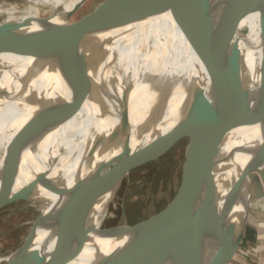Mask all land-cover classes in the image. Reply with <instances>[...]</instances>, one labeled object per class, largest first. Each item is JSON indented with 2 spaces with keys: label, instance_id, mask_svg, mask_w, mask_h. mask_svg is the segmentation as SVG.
Wrapping results in <instances>:
<instances>
[{
  "label": "water",
  "instance_id": "95a60500",
  "mask_svg": "<svg viewBox=\"0 0 264 264\" xmlns=\"http://www.w3.org/2000/svg\"><path fill=\"white\" fill-rule=\"evenodd\" d=\"M166 14L172 17L192 51L197 63L194 68L201 79L195 85L196 94L189 108L173 128L155 134L103 177L66 187L46 174L36 175L28 184L44 187L62 202L52 213L41 214L23 246L2 262L75 264L81 261L91 238L112 242L107 251L96 254L92 264H230L235 258L247 230L250 205L264 197V108L258 123L252 110L255 103L264 101V0H250L241 6H235L233 0L217 4L209 0H119L110 13L104 15L98 10L62 30H40L14 37L12 32L26 25H6L0 27V59L33 57L39 60L40 67L54 65L61 78L86 74L95 61L108 53L107 46L114 41L109 38V42L86 52L92 38ZM252 16L258 18L263 48L257 92L248 87L240 43L246 32L241 24ZM4 32L10 34L5 36ZM21 39H34L35 44L25 49ZM28 125L17 132L22 143L0 168V209L13 202L29 201L26 196H12L24 155L60 125V119L43 108L30 116ZM184 133L192 140V153L183 184L165 209L135 225L66 230L57 234L44 251H32L37 232L47 218L72 208L88 218L101 199L118 191L132 171L165 155L183 139ZM175 135L181 136L160 154L149 155L160 139ZM235 138L242 140L241 145L229 149ZM237 153L245 162L222 194L218 177L233 168Z\"/></svg>",
  "mask_w": 264,
  "mask_h": 264
},
{
  "label": "bare ground",
  "instance_id": "6f19581e",
  "mask_svg": "<svg viewBox=\"0 0 264 264\" xmlns=\"http://www.w3.org/2000/svg\"><path fill=\"white\" fill-rule=\"evenodd\" d=\"M87 1L29 0L30 6L22 12V20L42 22H9L3 26L26 25L20 31H13L14 37L40 30H62L78 24V10ZM209 1L217 4L220 0ZM249 1L233 0L235 6ZM112 5L115 4L107 5L106 14L113 10ZM216 11L221 14L220 9ZM241 28L246 31L240 42L245 76L249 89L257 92V71L263 58L257 16L245 20ZM109 38L114 41L107 46L108 53L95 61L88 73L69 78H61L54 65L40 67L39 60L33 57L0 59L4 66H0V93H5L0 95V168L4 159L22 143L17 132L29 126L31 115L47 108L60 119V125L25 153L19 182L12 192V196L28 197L39 208V216L52 213L62 200L40 185L28 184L36 175L46 174L66 187L105 176L155 134L173 128L196 94L195 85L201 81L194 68L197 63L169 14L92 38L86 52L109 42ZM20 42L25 49L35 44L34 39ZM30 70L32 73H28ZM263 108L264 101L252 107L256 123ZM185 135L188 134L182 137ZM179 136L160 139L149 155L162 151ZM238 139L229 149L241 145L242 140ZM242 156L237 153L233 168L219 175L222 194L230 178L235 179L240 172L245 162ZM122 188L101 199L88 218L80 215L77 208L47 218L37 232L32 251H44L57 234L66 230L106 228L111 209L122 201ZM111 245L112 242L91 238L81 261L75 264L94 263L96 254L107 251Z\"/></svg>",
  "mask_w": 264,
  "mask_h": 264
},
{
  "label": "rangeland",
  "instance_id": "374dc122",
  "mask_svg": "<svg viewBox=\"0 0 264 264\" xmlns=\"http://www.w3.org/2000/svg\"><path fill=\"white\" fill-rule=\"evenodd\" d=\"M111 2L115 4L112 5L114 9L119 0H88L78 10V23L98 10H104L106 14ZM29 6V0H0V27L9 22H42L41 19L22 20V12ZM187 136L181 137L183 139L159 159L129 174L122 185V201L111 209L106 228L135 225L161 212L172 202L183 184L184 171L192 153V140L185 138ZM250 207L248 226L260 224L264 227V199L253 201ZM39 213V208L30 201L13 202L0 209V259L10 257L23 246Z\"/></svg>",
  "mask_w": 264,
  "mask_h": 264
},
{
  "label": "crops",
  "instance_id": "0c3cea01",
  "mask_svg": "<svg viewBox=\"0 0 264 264\" xmlns=\"http://www.w3.org/2000/svg\"><path fill=\"white\" fill-rule=\"evenodd\" d=\"M230 264H264V227L262 225L247 226L240 249Z\"/></svg>",
  "mask_w": 264,
  "mask_h": 264
}]
</instances>
